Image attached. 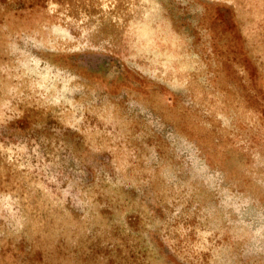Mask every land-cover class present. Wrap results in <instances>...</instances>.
<instances>
[{"label":"rangeland","instance_id":"rangeland-1","mask_svg":"<svg viewBox=\"0 0 264 264\" xmlns=\"http://www.w3.org/2000/svg\"><path fill=\"white\" fill-rule=\"evenodd\" d=\"M0 264H264V0H0Z\"/></svg>","mask_w":264,"mask_h":264}]
</instances>
